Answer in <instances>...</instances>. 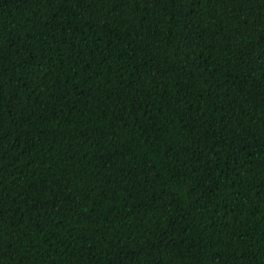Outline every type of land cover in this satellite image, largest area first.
I'll use <instances>...</instances> for the list:
<instances>
[{
  "label": "trees",
  "instance_id": "16d2710c",
  "mask_svg": "<svg viewBox=\"0 0 264 264\" xmlns=\"http://www.w3.org/2000/svg\"><path fill=\"white\" fill-rule=\"evenodd\" d=\"M0 264H264V0H0Z\"/></svg>",
  "mask_w": 264,
  "mask_h": 264
}]
</instances>
